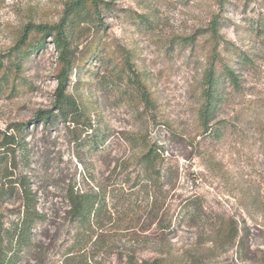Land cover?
Returning a JSON list of instances; mask_svg holds the SVG:
<instances>
[{"label": "rangeland", "instance_id": "374dc122", "mask_svg": "<svg viewBox=\"0 0 264 264\" xmlns=\"http://www.w3.org/2000/svg\"><path fill=\"white\" fill-rule=\"evenodd\" d=\"M73 1L0 0V67L9 59L22 63L16 93L10 91L12 76L0 88V132L20 141L10 167L0 166V183L21 175L37 193L39 209H58L69 185L82 187L89 175L110 178L119 160L128 159L133 179L144 151L136 142L157 144L170 169L165 190L172 201L197 197L209 217L203 230L179 229L171 263L264 264V0H223L221 5L216 0H103L111 4L102 16L105 54L130 56L131 69L152 102H128L117 88L97 84L87 74L71 76L67 92L94 130L81 144L73 142L71 126L36 121L38 113L53 111L58 68L51 38L27 58L17 49L26 27L58 24ZM129 13L151 27L134 26ZM214 19L221 39L250 54L252 62L234 64L238 92L221 87L222 103L210 124L221 128L220 134L203 140L198 109L208 67L207 31ZM70 26L80 51L92 32H79L76 22ZM101 151L107 155L103 160ZM225 233L230 242H220ZM153 257L139 253L140 259ZM59 259L47 253L49 262ZM25 264L34 260L27 257Z\"/></svg>", "mask_w": 264, "mask_h": 264}, {"label": "trees", "instance_id": "16d2710c", "mask_svg": "<svg viewBox=\"0 0 264 264\" xmlns=\"http://www.w3.org/2000/svg\"><path fill=\"white\" fill-rule=\"evenodd\" d=\"M216 2L221 5L223 0ZM110 9L111 4L103 0H74L58 24L28 26L17 43L22 57L27 58L33 51L44 48L47 36L51 38L58 68L52 105L55 114L38 113L36 121L48 124L50 120H58L71 126L75 144L83 143L88 139V131L93 134L94 130L89 117H85L76 99L67 92L71 76L87 74L97 84L117 88L128 102L139 99L142 103L152 102L131 69L130 56L125 51L118 58L105 54L108 45L101 40L102 16ZM78 14L83 16L76 18ZM128 16L136 27H151L147 19L135 13ZM69 22H76L79 32H92L80 51L74 45ZM216 23L214 19L207 31L208 67L202 78V103L198 109L203 140L220 134L221 128L210 124L222 103L221 87L227 84L238 89L234 64L252 62L250 54L221 39ZM16 61L12 64L9 59L8 65L0 67V88L6 87L12 76L10 91L14 93L15 79L22 67L20 60ZM78 129L84 131L77 134ZM122 136L120 139L127 141L126 135ZM132 140L136 141L135 137ZM136 143L144 144V151L137 159L133 179L127 172L128 159L119 160L114 176L96 179L89 175L83 177L82 187L69 185L58 209L42 211L38 208L37 193L25 177L5 176L3 181L7 183H0V264H25L27 257L34 264H172L173 238L179 229L203 230L209 217L197 197L172 201L165 190L170 169L165 165L162 149L146 141ZM19 146L14 134L0 132V166L10 167ZM98 148L100 152L103 143ZM100 154L101 160L107 156L104 151ZM139 195L141 200L136 203L133 198L138 199ZM230 238L228 233L222 234L220 242H230ZM49 251L60 259L49 262ZM141 252H151L155 257L140 259Z\"/></svg>", "mask_w": 264, "mask_h": 264}]
</instances>
